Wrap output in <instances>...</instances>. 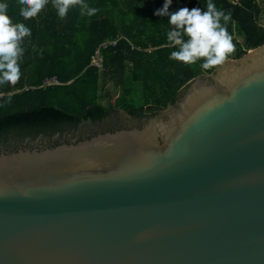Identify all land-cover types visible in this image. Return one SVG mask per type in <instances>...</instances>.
Returning <instances> with one entry per match:
<instances>
[{
    "label": "water",
    "instance_id": "95a60500",
    "mask_svg": "<svg viewBox=\"0 0 264 264\" xmlns=\"http://www.w3.org/2000/svg\"><path fill=\"white\" fill-rule=\"evenodd\" d=\"M168 109L1 150L0 264H264V44Z\"/></svg>",
    "mask_w": 264,
    "mask_h": 264
},
{
    "label": "trees",
    "instance_id": "16d2710c",
    "mask_svg": "<svg viewBox=\"0 0 264 264\" xmlns=\"http://www.w3.org/2000/svg\"><path fill=\"white\" fill-rule=\"evenodd\" d=\"M187 1L172 0L169 14L182 7L207 10L208 0ZM165 2L85 0L90 8L99 10L95 15H82L81 8L75 6L62 19L48 0L36 17L24 19L19 15L23 5L9 0L12 22L23 23L31 36L21 43L20 80L15 85H0V138L34 139L40 133L100 121L117 109L144 117V112L163 111L173 105L192 79L212 74L219 66L205 70L203 60L186 65L170 59L171 53L179 50L167 38L173 28L170 16L155 15ZM212 3L225 14L231 12L226 27L235 51L228 59L238 60L264 44V27L259 24L264 9L257 0ZM119 37L123 38L115 47L103 50V68L90 66L99 46ZM54 77L60 85L44 86L46 79ZM109 82L120 90L118 99L106 90ZM10 147L5 149L19 148Z\"/></svg>",
    "mask_w": 264,
    "mask_h": 264
},
{
    "label": "clouds",
    "instance_id": "9594fccd",
    "mask_svg": "<svg viewBox=\"0 0 264 264\" xmlns=\"http://www.w3.org/2000/svg\"><path fill=\"white\" fill-rule=\"evenodd\" d=\"M19 3L23 5L19 15L30 19L41 12L48 0H19ZM52 3L62 19L69 9L75 6L81 8L82 15L93 16L99 11L90 8L85 0H52ZM171 4L172 0H166L163 8L155 12L157 16H170L169 23L173 28L168 32L167 38L179 49L171 53L170 59L186 65L203 60L201 67L205 70L223 65L235 51L232 36L226 27L231 20V12L225 14L216 8L212 0H208L206 11L199 7H182L169 14ZM9 7V0H0V85H15L20 80L19 61L24 53L21 43L25 37L31 36V30L23 23L12 22ZM140 7H143V4Z\"/></svg>",
    "mask_w": 264,
    "mask_h": 264
},
{
    "label": "flooded vegetation",
    "instance_id": "af4514ba",
    "mask_svg": "<svg viewBox=\"0 0 264 264\" xmlns=\"http://www.w3.org/2000/svg\"><path fill=\"white\" fill-rule=\"evenodd\" d=\"M121 110L117 109L114 110L113 112H111L108 116H106V118L100 120V121H89V122H83L81 123L78 127L76 128H85L86 131L84 133H77L76 131H74L73 127H65L62 130H57L55 132H51L50 134H46V133H40L37 137H35L34 139L27 137L25 138L23 141H18L16 139L13 140V142H9L6 146H4L3 149L0 148V150H6L5 148L8 146L14 147L16 145H18L19 147H52L54 145L57 144H62V143H69L73 140H83L85 138L91 137L92 135L98 134L100 132H112L121 128H125V127H129L126 125H119V126H113V127H108V128H100L98 130H91L89 129L91 125L95 124V123H99V122H103L106 119H112L115 117H120L121 115ZM146 116L144 117H136L135 120L139 121L138 124H134L133 126H138L141 125V121L144 120ZM10 147V148H11ZM11 150V149H10ZM9 151V150H6Z\"/></svg>",
    "mask_w": 264,
    "mask_h": 264
},
{
    "label": "rangeland",
    "instance_id": "374dc122",
    "mask_svg": "<svg viewBox=\"0 0 264 264\" xmlns=\"http://www.w3.org/2000/svg\"><path fill=\"white\" fill-rule=\"evenodd\" d=\"M263 22V21H262ZM206 80L209 82V83H213L214 84V80L212 77H206ZM215 85V84H214ZM106 90H110L111 91V94H112V98L115 100V99H118L119 98V94H120V90L118 88H115L113 83L112 82H109L106 86ZM147 109H149V107H147ZM172 110L171 109H168L167 111H150L149 113H143L144 116L146 117H153L155 119H160L162 120L163 122H166L167 121V118H168V114L171 113ZM142 114V112H141ZM138 117V115L134 116V115H128L127 113L125 112H121V115L120 117H115V118H112V119H106L105 121L103 122H99V123H95L93 125L90 126L89 129L91 130H98L100 128H108V127H113V126H121V125H126V126H132L134 124H138L139 121L135 120V118ZM74 131H78L77 133H84L86 131L85 128H74ZM14 138H9L7 140L6 137H2L0 138V148L3 149L4 146H6L9 142H13Z\"/></svg>",
    "mask_w": 264,
    "mask_h": 264
},
{
    "label": "built area",
    "instance_id": "2783aa9c",
    "mask_svg": "<svg viewBox=\"0 0 264 264\" xmlns=\"http://www.w3.org/2000/svg\"><path fill=\"white\" fill-rule=\"evenodd\" d=\"M123 37H119L115 40H107L105 42H103L99 48L96 50L95 54L93 55L92 59H91V63L90 66L95 67V68H99L102 69L103 68V50L113 46L115 47L117 45V43L122 39ZM60 85L59 80L54 77V78H48L45 80L44 82V86H57Z\"/></svg>",
    "mask_w": 264,
    "mask_h": 264
},
{
    "label": "crops",
    "instance_id": "0c3cea01",
    "mask_svg": "<svg viewBox=\"0 0 264 264\" xmlns=\"http://www.w3.org/2000/svg\"><path fill=\"white\" fill-rule=\"evenodd\" d=\"M260 4V6L264 9V0H257ZM190 2V0L187 1V3ZM263 21V22H262ZM259 24L264 27V13L261 14L260 18H259Z\"/></svg>",
    "mask_w": 264,
    "mask_h": 264
},
{
    "label": "bare ground",
    "instance_id": "6f19581e",
    "mask_svg": "<svg viewBox=\"0 0 264 264\" xmlns=\"http://www.w3.org/2000/svg\"><path fill=\"white\" fill-rule=\"evenodd\" d=\"M194 87H195L194 89H196V88L204 87V85L202 83H199V84L197 83L194 85Z\"/></svg>",
    "mask_w": 264,
    "mask_h": 264
}]
</instances>
